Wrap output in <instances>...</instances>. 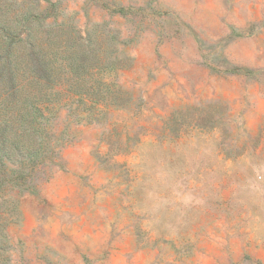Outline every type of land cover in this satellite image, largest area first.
Wrapping results in <instances>:
<instances>
[{
    "label": "rangeland",
    "instance_id": "374dc122",
    "mask_svg": "<svg viewBox=\"0 0 264 264\" xmlns=\"http://www.w3.org/2000/svg\"><path fill=\"white\" fill-rule=\"evenodd\" d=\"M22 13L60 145L0 193V264H264V0H0Z\"/></svg>",
    "mask_w": 264,
    "mask_h": 264
},
{
    "label": "trees",
    "instance_id": "16d2710c",
    "mask_svg": "<svg viewBox=\"0 0 264 264\" xmlns=\"http://www.w3.org/2000/svg\"><path fill=\"white\" fill-rule=\"evenodd\" d=\"M22 15L23 21L0 20V193L8 187L29 189L58 155L60 145L53 143L56 134L50 131L53 108L48 76L34 72L26 55L16 51L34 20Z\"/></svg>",
    "mask_w": 264,
    "mask_h": 264
}]
</instances>
